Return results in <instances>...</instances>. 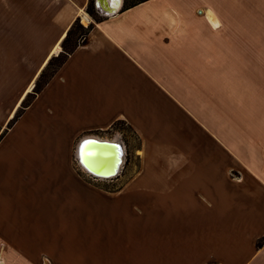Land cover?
Segmentation results:
<instances>
[{
    "label": "crops",
    "instance_id": "obj_1",
    "mask_svg": "<svg viewBox=\"0 0 264 264\" xmlns=\"http://www.w3.org/2000/svg\"><path fill=\"white\" fill-rule=\"evenodd\" d=\"M89 2L0 0V264H264V0ZM118 122L138 162L93 183L73 143Z\"/></svg>",
    "mask_w": 264,
    "mask_h": 264
},
{
    "label": "trees",
    "instance_id": "obj_2",
    "mask_svg": "<svg viewBox=\"0 0 264 264\" xmlns=\"http://www.w3.org/2000/svg\"><path fill=\"white\" fill-rule=\"evenodd\" d=\"M94 1L95 0H90L89 5L87 7V13L96 22H99V21H101L102 18L98 17L95 13V10L93 8V2ZM146 1H149V0H132L131 2H127V0H125L124 10L131 8L133 6H136L138 4H141L143 2H146ZM92 29H93V25H89L86 27L85 25H83L81 23L80 19H77L74 22V24L69 29L67 36L62 43L61 53L58 56H54L50 60L47 67L45 68V70L40 75L33 91L27 95L26 99L23 101L21 107L19 108V110L15 114L14 118L9 122L8 129L12 128L15 125V123L21 118V116L24 114L26 108H28L30 106V104L33 102V100L37 96V94H39L43 90V88L51 80V78L65 64V62L68 60L69 56L80 45H83V44L88 42V36H89ZM48 72H49V74H48ZM42 79H45V81L43 83H41ZM3 135L4 134H2L0 138H2ZM258 246L260 247L261 243H259Z\"/></svg>",
    "mask_w": 264,
    "mask_h": 264
},
{
    "label": "bare ground",
    "instance_id": "obj_3",
    "mask_svg": "<svg viewBox=\"0 0 264 264\" xmlns=\"http://www.w3.org/2000/svg\"><path fill=\"white\" fill-rule=\"evenodd\" d=\"M101 5L103 6V9L114 12L115 10L117 11V9L121 7L122 0H101ZM212 21L217 24V21H214V19H212ZM90 137L95 136H88L86 138L88 139ZM95 139H97L99 142H118V140H108L98 137H96ZM80 144L81 143H79V146ZM79 146L78 159L81 166L86 172H89L88 170H92L99 174L105 172L106 174L114 175L120 163L124 164L125 157L123 156L121 160V157L119 156V149H116L114 146L111 147L107 144H97L94 142L82 145L80 149Z\"/></svg>",
    "mask_w": 264,
    "mask_h": 264
},
{
    "label": "rangeland",
    "instance_id": "obj_4",
    "mask_svg": "<svg viewBox=\"0 0 264 264\" xmlns=\"http://www.w3.org/2000/svg\"><path fill=\"white\" fill-rule=\"evenodd\" d=\"M131 1L132 0H127V2H131ZM93 8L95 10L96 15L98 17L102 18L103 16L101 15V13H99L95 1L93 2ZM48 74H49V72H48ZM45 79H42L41 83H43L45 81ZM4 130L2 131L3 134H4ZM100 134H95V135L94 134H89V135H86V137L94 135V136H100L102 139L119 140L123 144L124 151H125V161H124L123 168H122L123 171L125 170L127 165L136 164L138 162V159H136V157L134 155V153H135L134 150L139 146V140L136 138V136L133 134V132L127 126V124L125 122H118L107 133H103L101 135ZM0 135H1V131H0ZM86 137L83 136V138L81 137V138L75 140L74 143H73V149L75 150L73 159H74V157L77 158V161H76V158L74 159L75 165H76V167L78 169L80 167L82 169L81 171L83 172V175L89 181H91L93 183L99 182L101 180H106V179H99V178H96V177H93V176L89 175L83 169V167L81 166V164L79 162V159H78V146H79V143L81 142V140L86 138ZM78 165H79V167H78ZM1 260L2 259L0 258V263L2 262Z\"/></svg>",
    "mask_w": 264,
    "mask_h": 264
},
{
    "label": "water",
    "instance_id": "obj_5",
    "mask_svg": "<svg viewBox=\"0 0 264 264\" xmlns=\"http://www.w3.org/2000/svg\"><path fill=\"white\" fill-rule=\"evenodd\" d=\"M125 0H122V5L124 3ZM95 3H96V6H97V9L99 11V13H101L102 15L104 16H112V15H115L117 14L120 10H121V7L119 9H117V11L115 10L114 12H111V11H107L105 9H103V6L101 5V0H95ZM97 136L95 137H90V138H86L84 140H81V144L79 146V149L81 148L82 145H85L87 143H97V144H107L109 146H114L116 149L118 148L119 149V156L121 157V160L123 158V156L125 157V152L123 151V144L118 140V142H114V141H111V142H99L97 139H95ZM99 138V137H98ZM125 159V158H124ZM120 163V162H119ZM118 163V165H119ZM123 168V164L120 163L119 167L116 169V173L114 175H111V174H106L105 172H102V174H99L97 172H94L92 170H88L89 172H87L89 175L93 176V177H96V178H99V179H111V178H114L116 176L119 175V173L121 172Z\"/></svg>",
    "mask_w": 264,
    "mask_h": 264
}]
</instances>
